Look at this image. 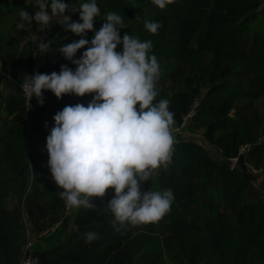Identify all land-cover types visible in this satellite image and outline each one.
Returning <instances> with one entry per match:
<instances>
[{
    "label": "trees",
    "instance_id": "16d2710c",
    "mask_svg": "<svg viewBox=\"0 0 264 264\" xmlns=\"http://www.w3.org/2000/svg\"><path fill=\"white\" fill-rule=\"evenodd\" d=\"M97 2L95 30L114 11L124 19L121 37L152 41L160 68L154 103L169 101L174 143L171 162L141 187L170 188L174 201L158 222L140 226L113 223L106 208L112 189L93 197L92 208L67 212L46 137L58 111L87 106L92 94L57 98L46 90L43 105L33 97L30 107L21 83L25 74L59 72L61 65L74 70L56 48L81 37L67 36L53 20L38 67L40 27H16L20 9L34 12L33 0H0V264H21L30 241L36 264H264V175L256 185L233 170L250 148L247 156L264 172L262 126L252 116L264 96V0H174L163 10L151 0ZM65 14L80 22L79 11ZM145 20L160 22L157 34L144 29ZM88 232L97 238L86 241Z\"/></svg>",
    "mask_w": 264,
    "mask_h": 264
},
{
    "label": "clouds",
    "instance_id": "9594fccd",
    "mask_svg": "<svg viewBox=\"0 0 264 264\" xmlns=\"http://www.w3.org/2000/svg\"><path fill=\"white\" fill-rule=\"evenodd\" d=\"M151 3L163 10L174 0ZM97 4V0H79L73 10L72 4L63 0H33V13L20 9L18 29L35 23L43 30L56 20L66 31L81 37L58 49L75 65L74 70L61 65L59 72L25 74L21 89L29 104L35 97L41 105L46 90L57 98L92 94L87 106L77 103L58 111L46 137L49 170L66 208H92L93 197H103L112 189L114 196L106 208L114 224L156 223L170 211L173 191H144L141 186L150 181L155 170L171 162L174 114L167 99L154 103L160 68L151 52L152 41L127 33L121 37L120 29L126 28L124 19L114 11L106 12L104 23L95 30L94 20L101 15ZM68 9L79 11L80 22L65 14ZM143 26L157 34L162 25L145 20ZM89 31L93 32L91 40L85 38ZM120 45L122 49L117 51ZM45 47L48 43L39 44L41 52H46ZM81 49L84 51L75 59ZM84 235L88 242L97 238L94 232Z\"/></svg>",
    "mask_w": 264,
    "mask_h": 264
},
{
    "label": "rangeland",
    "instance_id": "374dc122",
    "mask_svg": "<svg viewBox=\"0 0 264 264\" xmlns=\"http://www.w3.org/2000/svg\"><path fill=\"white\" fill-rule=\"evenodd\" d=\"M51 23H52L51 25L53 27V32H54V23H53V21ZM67 34H68L67 36H69L70 35V32L67 31ZM56 49H59V47H57ZM252 116L255 119H257L259 121V123L261 124V126H262V136H261L260 139L264 141V96L263 97H260L257 100V104L255 106V109L252 111ZM12 150L17 151L18 148L15 147ZM4 151L7 152V150L5 148H4ZM249 151H250V148H245L242 153H246V152H249ZM235 161H236V159H235ZM246 163H247V166H248L249 170L254 175L257 176V178L254 181H252V182L255 183L256 185H258L260 183V181L262 180V177L264 175L263 170L255 169V167L253 166V161H252V159H250L249 156L246 157ZM70 211H71V209H70ZM33 247H34V245L32 246V251L34 249Z\"/></svg>",
    "mask_w": 264,
    "mask_h": 264
},
{
    "label": "built area",
    "instance_id": "2783aa9c",
    "mask_svg": "<svg viewBox=\"0 0 264 264\" xmlns=\"http://www.w3.org/2000/svg\"><path fill=\"white\" fill-rule=\"evenodd\" d=\"M46 11L48 12V14L50 15V10L49 8L46 9ZM53 35V27L52 25H49L47 28L39 31V34H38V46H37V50H38V56H39V60L42 59L43 61V53L44 52H41L39 50V44L41 42H44L46 43L47 40ZM46 48V47H45ZM45 48L43 49L45 51ZM27 99V103H28V98L26 97ZM199 105V102L198 101H195V104H194V108L196 109ZM194 113V112H192ZM67 212L70 211V209H66ZM59 225V223L53 227V229H55L57 226ZM32 242H28L25 249H24V252H23V257H22V260H21V264H36L37 263V259L34 258L32 256Z\"/></svg>",
    "mask_w": 264,
    "mask_h": 264
},
{
    "label": "water",
    "instance_id": "95a60500",
    "mask_svg": "<svg viewBox=\"0 0 264 264\" xmlns=\"http://www.w3.org/2000/svg\"><path fill=\"white\" fill-rule=\"evenodd\" d=\"M42 64V59L38 61V67H40ZM246 157L247 153H241L236 161L234 162L233 165V170L236 171L237 173H240L241 175L245 176L247 179L250 181H254L257 176L254 175L248 168L247 163H246ZM49 234V233H48Z\"/></svg>",
    "mask_w": 264,
    "mask_h": 264
}]
</instances>
